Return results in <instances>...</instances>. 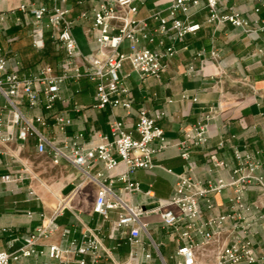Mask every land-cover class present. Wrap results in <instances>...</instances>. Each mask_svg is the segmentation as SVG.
<instances>
[{
	"label": "built area",
	"instance_id": "built-area-1",
	"mask_svg": "<svg viewBox=\"0 0 264 264\" xmlns=\"http://www.w3.org/2000/svg\"><path fill=\"white\" fill-rule=\"evenodd\" d=\"M50 1L57 4L31 10L25 4L10 11L0 9V144L7 147L18 140L24 147L34 139L38 154L48 155L56 166L63 163L73 166L85 181L94 184L97 192L93 211L105 220L116 213L110 237L126 239L131 245L127 264H151L153 251L160 264H168L161 250L164 243L153 238L150 224L143 220L150 214L160 215L162 227L177 243L176 264H264V248L256 240L264 228V211L258 202L247 198L253 187L264 189V177L259 173L262 163L257 155L247 148L233 146L236 165L231 167L212 153L206 178L199 176L193 161V153L207 145L210 123L220 107H210L200 121L185 130L184 139L174 144L158 125L164 112L152 114L146 108L140 109L134 131H129L122 120L112 115L109 134L94 133V138L87 142L84 132H69L73 119L56 111L58 102H66L63 86L78 85L86 79L95 85L96 108H122L130 114L134 99L125 83L129 75H121L125 63L141 79L160 80L178 53L177 43L202 29L201 23L192 21L194 9L201 5L207 12L205 22L209 25L230 24L249 32L252 31L249 20L238 10L222 13L221 5L226 0H166L165 9L147 8L151 0H77L81 10L76 19L70 18L74 6L69 5V0ZM87 1L89 8H84ZM143 8L147 9L146 17L140 16ZM17 11L23 17L17 16ZM29 16H33V47L43 51L49 41L63 55L56 65L44 61L35 68L24 69L21 59L17 55L9 56L2 46L1 35L8 30V23L24 25ZM86 23L89 25L84 28V35L90 46L84 53L74 29ZM204 55V50L197 53L198 57ZM219 57V52L211 51L210 59ZM196 72L192 65L187 69L188 75ZM40 107L47 113L30 116L27 112ZM73 109L79 112L81 107L75 103ZM52 128L57 131L53 135L41 130ZM170 148H176L184 161L182 173L168 170L176 177L170 199L150 210L130 205L117 191L116 183H122L128 194L142 192L134 174L139 169H153L156 157ZM97 163H102L108 174L94 173ZM122 167L117 175L112 174ZM18 179L21 177L4 175L0 177V187ZM143 193L153 197L150 190ZM225 193H230L226 206L217 211L221 206L215 196ZM63 209L62 202L47 225L29 233L19 251H0V264H13L22 257L37 254L38 242L57 231L55 221ZM143 244H146L143 260H139L135 248ZM104 250L100 232L90 231L82 240L71 241L67 249L53 244L47 252L56 260L63 261L68 254H75L82 257L79 264H99Z\"/></svg>",
	"mask_w": 264,
	"mask_h": 264
},
{
	"label": "crops",
	"instance_id": "crops-1",
	"mask_svg": "<svg viewBox=\"0 0 264 264\" xmlns=\"http://www.w3.org/2000/svg\"><path fill=\"white\" fill-rule=\"evenodd\" d=\"M68 3L74 6L70 18L76 19L81 8L77 6V0H69ZM166 3V0H151L147 8L159 6L165 9ZM22 4L31 10L42 6L52 8L57 3L50 0H0V9L10 11L18 9ZM89 5L87 1L84 8H89ZM202 6L194 9L196 14L192 17V21L203 25L202 29L196 35H189L183 42L177 43L178 53L170 60L169 67L162 73L160 80L141 79L132 72L130 64L125 63L121 75H129L125 83L131 89L134 99L130 114L122 108H96L95 85L86 79L78 85H64L62 96L66 102H58L56 111L73 119L69 132H84L87 142L94 138V133L109 134V119L112 115L122 120L129 131H134L138 111L146 108L152 114L165 113L158 125L164 129L168 141L174 144L184 139L185 130L200 121L210 107H220L219 114L210 123L207 145L193 153L199 176L207 177L209 155L212 153L217 154L231 167L235 166L233 146H236L247 148L257 155L262 163L259 173L264 177V0H226L221 5L222 13L240 11L250 22L252 31L249 32L230 24H207V12ZM17 16L23 17V13L17 11ZM140 16H147L146 8L141 10ZM32 21L33 16H29V24L16 25L9 22L8 30L1 35L2 39L7 38V41L1 40L5 51L10 55H17L24 69L36 66V63L29 64L23 58L24 48L36 50L31 37ZM88 25L89 23L83 26L78 24L74 29L78 42L82 41L87 47L90 45L84 35V28ZM48 44L54 49L49 41ZM123 48L126 50L127 44ZM203 50L206 55L198 57L197 53ZM214 50L220 54L217 60L210 59V53ZM191 65L197 72L188 75L187 69ZM77 89L80 91L76 92ZM183 95H187V98H183ZM195 98L197 101H194ZM75 103L81 107L79 112L73 109ZM27 112L30 116L47 113L41 107ZM41 130L49 135L57 132L55 128ZM135 136L138 137L137 134ZM220 143H223L222 147ZM154 164L153 169H139L134 174L142 192L128 194L122 189V183H116L117 191L130 205L150 210L170 199L176 177L168 170L175 174L182 173L184 161L176 148H170L158 155ZM122 169L123 167L112 174L117 175ZM93 172L108 174L102 163H97ZM4 175L21 179L0 187V251H19L29 233L47 225L60 203L63 202L64 205L62 213L55 221L57 231L51 237L38 242L37 254L22 257L13 264H79L82 258L79 255L68 254L61 261L52 259L47 250L53 244L67 249L71 241L82 240L90 231L100 232L103 239L105 250L99 264L128 263L132 251L129 242L126 239L110 237L111 228L117 219L116 213H111L110 220L94 213L97 187L85 181L73 166L65 163L56 166L48 155L38 154L34 139L25 143L24 147L16 140L7 147L0 144V177ZM91 187L94 188L92 201L82 205L79 193ZM149 190L153 197L143 193ZM263 193L264 189L253 187L247 198L249 201L258 202ZM229 195L230 193H225L215 196V201L221 206L217 211L226 206ZM143 220L150 224L153 238L164 243L161 250L166 262L176 264L179 259L176 256L177 243L162 227L160 215H146ZM256 240L264 248V238H260L258 234ZM144 247L146 244L135 248L139 260H143ZM152 254L151 264H160L157 254L154 251ZM85 258L90 261L88 256Z\"/></svg>",
	"mask_w": 264,
	"mask_h": 264
},
{
	"label": "rangeland",
	"instance_id": "rangeland-1",
	"mask_svg": "<svg viewBox=\"0 0 264 264\" xmlns=\"http://www.w3.org/2000/svg\"><path fill=\"white\" fill-rule=\"evenodd\" d=\"M1 40L2 41H7V38L3 37V39H2V37H1ZM79 44H80L81 50L84 53H87L88 52V47L82 41H80ZM7 47H8V44H7ZM51 57H53V55H51ZM23 58L29 64H31V63L35 64L36 63V65L47 60V58H45V57L43 58L42 57V52L41 51L32 50V49L29 50V49H26V48H24ZM93 192H94V188L91 187V188H85L79 193V195H80L79 198H80V201H81L82 205L89 204L92 201ZM258 203H259L262 211H264V193L259 198ZM259 235H260V238H264V228H262L259 231Z\"/></svg>",
	"mask_w": 264,
	"mask_h": 264
},
{
	"label": "trees",
	"instance_id": "trees-1",
	"mask_svg": "<svg viewBox=\"0 0 264 264\" xmlns=\"http://www.w3.org/2000/svg\"><path fill=\"white\" fill-rule=\"evenodd\" d=\"M42 52V57L47 58L46 62L52 64V65H56L60 60H62L63 55L61 52L56 51L55 49L51 48L50 45L48 44L46 46V48L41 51ZM9 56H13L10 55V53L8 52ZM51 55H53V57H51ZM50 58V59H49Z\"/></svg>",
	"mask_w": 264,
	"mask_h": 264
}]
</instances>
